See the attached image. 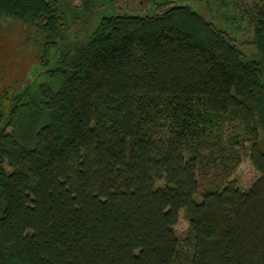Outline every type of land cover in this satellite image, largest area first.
<instances>
[{
	"label": "trees",
	"instance_id": "16d2710c",
	"mask_svg": "<svg viewBox=\"0 0 264 264\" xmlns=\"http://www.w3.org/2000/svg\"><path fill=\"white\" fill-rule=\"evenodd\" d=\"M96 1L0 0L42 36L0 94V264H264V0L249 54L174 0L93 27Z\"/></svg>",
	"mask_w": 264,
	"mask_h": 264
},
{
	"label": "rangeland",
	"instance_id": "374dc122",
	"mask_svg": "<svg viewBox=\"0 0 264 264\" xmlns=\"http://www.w3.org/2000/svg\"><path fill=\"white\" fill-rule=\"evenodd\" d=\"M74 5L79 0H74ZM225 1V2H223ZM174 0V5H188L204 17L212 20L223 30L228 31L237 41L241 49L246 53L254 51L251 41L253 38L252 28L246 20V12L255 0ZM98 4L90 25L95 27L99 19L110 15L153 16L154 7L143 9L141 0H98ZM102 5V7H101ZM225 14V15H223ZM233 18L239 25L226 23ZM239 26V27H238ZM87 27L84 24L73 27L76 34L82 33ZM24 25L12 19H0V94L7 91L19 90L31 80L40 69L39 52L35 40H41L35 28L25 33ZM260 177V173L253 167L247 155H244L241 165L235 171L232 178L239 181L243 191H247ZM159 183L158 186H163ZM188 221L185 213L180 215L176 226V232L180 238H184L188 230Z\"/></svg>",
	"mask_w": 264,
	"mask_h": 264
}]
</instances>
